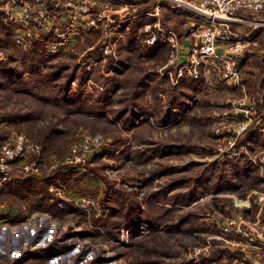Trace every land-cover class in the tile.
Listing matches in <instances>:
<instances>
[{
    "label": "rangeland",
    "instance_id": "rangeland-1",
    "mask_svg": "<svg viewBox=\"0 0 264 264\" xmlns=\"http://www.w3.org/2000/svg\"><path fill=\"white\" fill-rule=\"evenodd\" d=\"M94 1L89 19L104 17L76 24L56 52L50 30L44 43L15 44L0 17V143L22 133L41 150L38 174L4 184L0 203L54 225L52 239L0 264H237L259 254L230 228L264 225V29L251 34L240 83L214 77L213 87L177 75L168 41H145L155 21L184 53L194 28L180 8ZM244 93L257 97V120L235 137L226 125ZM61 238L79 254L57 251Z\"/></svg>",
    "mask_w": 264,
    "mask_h": 264
},
{
    "label": "built area",
    "instance_id": "built-area-1",
    "mask_svg": "<svg viewBox=\"0 0 264 264\" xmlns=\"http://www.w3.org/2000/svg\"><path fill=\"white\" fill-rule=\"evenodd\" d=\"M18 1L20 8L14 10L13 7L5 5L7 2L0 0V12H4L2 20L6 26H12L11 38L14 43L24 46L30 42V39L41 38V33L50 30L51 34L57 37V41L47 48L51 52H56L61 45L70 43L74 39L72 36L80 31L76 24L80 23L82 28L83 22L90 25L104 17L101 12L94 17L95 19H89L94 0ZM163 1L167 2L168 7L180 8L187 14L191 20L190 28H194L192 33L194 38L191 41L193 43L182 53L177 35L166 28L159 27L155 21L146 24L150 32L145 41L149 44L160 40L169 42L170 60L177 62L175 69L178 76L187 75L192 79H198L203 75L205 79H209L208 83L205 82L208 86L213 85L214 77L220 79L222 83L239 84L242 75L241 61L251 50L250 47L256 45V39L251 34L256 29H264V17L254 16L264 8V0ZM11 3L15 4V2ZM161 4V0H157L156 8ZM64 10L66 12H63ZM57 19L65 22L66 26L59 27ZM109 49L110 46L107 44L103 51L107 53ZM2 55L3 50L0 49V56ZM256 98V95L247 93L240 97L232 110L235 120L226 125V131L236 137L248 130L251 123L257 120ZM91 142L96 145L99 138L96 136L91 139ZM40 151L39 144L27 141L22 133H13L6 140L4 139L0 143V188L12 181V178L28 173L38 174ZM259 199L264 203V193ZM56 205L59 208L64 206L61 200L56 201ZM47 218V215L37 212L17 217L10 207L0 203V257L6 254L21 255L29 245L45 244L52 239L54 225L44 226ZM230 231L233 234L243 233L246 240L236 243L242 248L247 247L249 241H253L257 245L252 246L259 250L264 249V225H261L256 233L251 232V235L245 230H239L238 227L230 228ZM32 240L33 244H31ZM67 249L66 253L70 255L75 251L72 247ZM79 252L80 249L73 255L76 256ZM244 257L245 260L237 264H263L264 262L260 253Z\"/></svg>",
    "mask_w": 264,
    "mask_h": 264
},
{
    "label": "trees",
    "instance_id": "trees-1",
    "mask_svg": "<svg viewBox=\"0 0 264 264\" xmlns=\"http://www.w3.org/2000/svg\"><path fill=\"white\" fill-rule=\"evenodd\" d=\"M3 17V16H2ZM1 17V18H2ZM0 18V19H1ZM1 21V20H0ZM8 28H12V26H10V25H8L7 26ZM44 41L42 38H37V39H35V41ZM44 43V42H43ZM6 187L7 186H5L4 188H1V190H0V201H2V200H4V191L6 190ZM10 187V189H11V187H12V185L11 186H9ZM56 244V245H55ZM54 245L55 246H57V251H61V250H63V249H65V248H70L71 247V245L70 244H68V241L66 242L65 240H62V238L60 239V240H57L56 242H54ZM82 246H84L83 244H82Z\"/></svg>",
    "mask_w": 264,
    "mask_h": 264
},
{
    "label": "crops",
    "instance_id": "crops-1",
    "mask_svg": "<svg viewBox=\"0 0 264 264\" xmlns=\"http://www.w3.org/2000/svg\"><path fill=\"white\" fill-rule=\"evenodd\" d=\"M2 2H7L5 5L6 6H9V7H13V9L14 10H17V9H19L20 8V6H19V4H20V2L18 1V0H1ZM11 2H15V4L14 3H11ZM11 4H14V6H11ZM4 15V12L3 13H0V17H2ZM3 18V17H2ZM12 30H13V28H12ZM183 41V40H182ZM186 40H184L182 43H184ZM186 44V46H187V42H185ZM191 43H189L188 45H190ZM15 180H33V177H25V175H22L21 177H16V178H14ZM3 204V203H2ZM11 208V210H13V208L12 207H10ZM262 251H264V249H260V251H259V253L261 252L262 253ZM263 259V258H262ZM263 261H264V259H263ZM263 264H264V262H263Z\"/></svg>",
    "mask_w": 264,
    "mask_h": 264
}]
</instances>
